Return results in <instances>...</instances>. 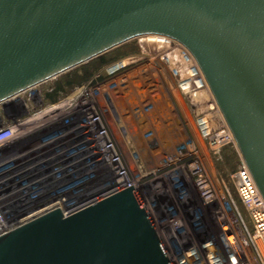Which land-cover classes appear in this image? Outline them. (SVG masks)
Returning <instances> with one entry per match:
<instances>
[{"label": "water", "instance_id": "obj_1", "mask_svg": "<svg viewBox=\"0 0 264 264\" xmlns=\"http://www.w3.org/2000/svg\"><path fill=\"white\" fill-rule=\"evenodd\" d=\"M197 63L264 201V0H0V103L137 37ZM0 264H172L134 187L0 234Z\"/></svg>", "mask_w": 264, "mask_h": 264}, {"label": "rangeland", "instance_id": "obj_2", "mask_svg": "<svg viewBox=\"0 0 264 264\" xmlns=\"http://www.w3.org/2000/svg\"><path fill=\"white\" fill-rule=\"evenodd\" d=\"M171 48L159 38H134L0 103V128L14 127L13 136L0 145V213L4 221L0 233L53 208L70 214L122 188V183H130L148 191V195L143 193L150 197L146 209L172 264H214L215 256L227 262L233 253L227 235L234 232L238 239H246L252 232L233 178L239 162L237 150L223 148L221 160L216 161L205 143L194 136L191 116L184 117L186 111L179 106L183 118L178 125L180 140L170 123L155 126L160 122L157 111L147 103L133 107L144 116L128 125L123 120L117 124L108 105L106 96L119 98L121 92L113 80L109 83L105 72L111 64L140 55L166 57L169 64L174 61ZM154 66L161 68V62L155 61ZM164 73L166 77L158 73L148 80L151 87H158L152 80L157 78L158 88L168 89L172 80L168 70ZM186 73L178 75L179 80ZM125 96L116 101L119 113ZM146 96L142 98L156 100L155 95ZM153 126L165 133V142L168 137L173 141L156 146L153 154H163L165 159L157 172L145 177L158 164L151 163L138 134ZM128 131L134 142H125ZM97 153L102 159L95 158ZM191 164H199L201 176L192 173Z\"/></svg>", "mask_w": 264, "mask_h": 264}, {"label": "built area", "instance_id": "obj_3", "mask_svg": "<svg viewBox=\"0 0 264 264\" xmlns=\"http://www.w3.org/2000/svg\"><path fill=\"white\" fill-rule=\"evenodd\" d=\"M162 37H165V36H162ZM168 39H170L173 42L172 46L178 50V53L180 54V56H182L183 60H185L186 63L188 62L187 65H184V66L187 67L190 74L187 75L180 82L178 81L175 83L173 82L174 87L171 88L170 90L169 89L165 90L163 88H158V87H153V89L148 88L150 89L148 91L149 93L145 92L143 96L145 97L148 94L153 95L156 92H160V94L156 93L155 95L156 100H154L153 98L150 99V98H140V97L138 98L137 97L136 99L138 100V103H136V105H139V104L142 105L144 103H147L145 105L150 106L151 109H154L153 111L156 110L157 111L156 114L158 115L157 117L158 121H160L157 124L160 126L166 123L167 124L170 123L169 125H171L176 130L174 135H178L177 139L180 140L181 136H179L180 132L178 130V125L181 122L180 119L182 118V115L178 111L180 108L178 109L177 107L178 106L181 107L179 104V101H180L179 97H181L182 102L189 110L187 117L191 116V120L193 121L195 130L198 133L197 135L199 138H201L200 141L205 143V148L207 149L209 154H212L213 157L217 158L219 156L220 151L223 148L233 147L236 150L234 140L229 131V128L194 58L188 52V50L184 46H182L180 43L176 42L175 40L171 38H168ZM129 58H132V57L122 58L114 62L113 64H111L106 69L105 72L110 78L109 82L110 81L112 82V80L117 76V74L119 75V73H125V72L129 73V70H132L135 68L137 63L131 62L120 68H117L116 74L114 71L112 73L109 72L110 67L120 63L123 60L129 59ZM160 60H161L160 61L161 67H162L166 64L167 58L165 57V59H160ZM184 66H178L177 68H174L175 70H171L167 68L165 65L164 69L168 70L169 75L172 78V80H175V77H176L175 75L178 73L177 70L182 69ZM151 71H155V69H151ZM155 74H158V72H156ZM157 89L158 91H156ZM131 90L132 89H129L128 93L135 94V92ZM153 91H156V92L151 93ZM197 97H198V100L201 101L199 102L198 105L200 104L203 105L204 103L209 104L208 106L207 104L204 105V108H202L201 111L199 112H197L196 108L193 106L194 105L193 103ZM203 97H206V100H203ZM152 99L154 102L152 101ZM145 107L146 106L140 107L141 112H142V109ZM143 116H144L143 114L139 115L138 118H143ZM184 117H186L185 114H184ZM206 117H211L215 121L216 126L213 128L214 131L210 132L209 130L210 125L206 122ZM13 134H14V127L12 126L0 128V145L4 143L5 141H7L8 139H10L13 136ZM189 168H191V171L193 174H196V175L198 174V176L199 175L201 176L202 170L199 167V164L198 166L197 164H193V165L191 164ZM233 178H234V183H235V188H236V193L238 195V198L240 202L243 204V206L245 207L248 213V216L250 218V221L252 224V232L250 235H248L246 239L239 238L240 240L238 239V234L234 232L231 233L230 235H227L226 241L228 242L229 245L232 246V249H233L232 256H230V258L227 260L226 263L223 262V260L219 258L218 256H215L214 264H264V255L262 252V249L264 250V201L260 193L258 192V189L251 177L249 170L247 169L244 162L241 160L240 156H239V162H238L237 169L235 173L233 174ZM2 221H3V218H2V214L0 213V223L1 224H2ZM14 227H12L11 229H13ZM11 229H8V230H11Z\"/></svg>", "mask_w": 264, "mask_h": 264}, {"label": "flooded vegetation", "instance_id": "obj_4", "mask_svg": "<svg viewBox=\"0 0 264 264\" xmlns=\"http://www.w3.org/2000/svg\"><path fill=\"white\" fill-rule=\"evenodd\" d=\"M161 40V39H160ZM152 57V56H151ZM148 58V57H147ZM147 58H144V59H147ZM150 59H152V60H156V59H154V58H150ZM160 59H162V58H159V61H160ZM157 61V60H156ZM140 63L141 62H139L138 64L140 65ZM172 63V62H171ZM119 64V63H118ZM117 65V64H116ZM139 65H137V66H135V68L134 69H132V70H129V73L128 72H125V73H119V75L117 74V76L113 79L114 80V82L116 83L117 81H118V79H120V81H119V83L118 84H116L117 86H119L118 87V89H119V91H121L120 93L118 92V96H120L119 98H116V97H113V95H110V94H108L109 96H106L107 97V99H108V105H109V107H110V109H111V113H112V116L115 118V121H116V123L118 124V123H122V120H123V122H124V124H129L130 122H132V121H135V120H137V121H139L140 120V118H138L139 117V115H138V113L136 112V110H133V109H135V108H133L134 106H137L136 105V103H135V101H136V98H133V97H140V98H142L143 97V95L145 94V92L146 93H149L148 91L150 90V89H148V88H152L151 87V84H150V82L149 81H151V78H153V77H155V76H153V75H156L155 73H144V72H140V73H136V72H133L134 70L136 71L138 68V66ZM154 65V64H153ZM115 66V65H114ZM113 67V66H112ZM111 68V67H110ZM109 68V69H110ZM154 68V67H153ZM136 73V74H135ZM160 74H161V76L162 77H166V75H162L163 73H161V72H159ZM115 74H116V72H115ZM126 74V75H125ZM129 75L132 77V80H131V82L129 81ZM153 76V77H152ZM157 76V75H156ZM120 77V78H119ZM179 78V77H178ZM167 79V78H166ZM149 80V81H148ZM153 80V82L155 83V84H157L156 86H158V87H160L159 85H158V83H157V78L156 79H152ZM109 83H111V82H109ZM108 83V84H109ZM139 83H144V86H142V87H139V86H141V85H139ZM107 84V85H108ZM150 84V85H149ZM155 84H153V85H155ZM124 85H126L125 87H124ZM134 85H136L135 87H134ZM138 85V86H137ZM169 87H168V89L170 90L171 89V85H172V82L171 81H169ZM102 86V85H101ZM105 88H106V86L105 85H103ZM133 86V87H132ZM129 89H132L131 91H134L135 92V94H129L128 93V91H129ZM104 90H106V89H104ZM126 95V96H125ZM153 95H156V93H154ZM122 96H125V98H126V101H124V104H123V106H124V109H123V112L122 113H119L118 112V109L116 108L117 107V104H116V101H119V100H122L123 101V98H122ZM195 99V98H194ZM180 100V99H179ZM194 105V107L196 108V106H195V101H194V103H193ZM139 105H141V104H139ZM180 109H181V111L182 112H184L185 113V111H186V113H185V116L187 117V114L189 113V110H188V108L184 105V103L183 104H181V107H179ZM197 112H199V111H197ZM129 117V118H128ZM141 123V122H140ZM155 126H159L158 124H155ZM142 131V130H141ZM145 132V133H144ZM142 131V133H140V134H138V138H139V143H140V145H141V147H142V149L143 150H146V155H147V157L150 159V161H151V163H153V164H158L156 167H155V170H152V171H150L149 173H146L145 172V177H147V176H150V175H153L155 172H157L161 167V164H160V161L161 162H163L164 161V156H163V154H159V155H154L153 154V152H156V146L158 145V144H161V147H163L162 145H164L163 143H167V141H169V137H168V139L166 140V142L163 140L164 138H163V134H165L163 131H156L155 130V127L153 126V128H152V130H151V127H147V130L146 131ZM198 133L194 130V136H196V137H198V135H197ZM125 136H124V138H125V142H127V143H131V142H134L131 138V133L128 131V132H126L125 134H124ZM136 135H137V133H136ZM157 135V136H156ZM199 138V137H198ZM201 139V138H200ZM171 140V139H170ZM173 140H171L170 142H172ZM96 142H98L97 140H96ZM201 142V141H200ZM96 147H99V146H96ZM178 147V146H177ZM163 149V148H162ZM177 149V148H176ZM99 151H101V149H99ZM104 151V150H103ZM129 152H130V149L128 150ZM222 151V150H221ZM96 154V153H95ZM203 154V153H202ZM220 156H222L220 153H219V156L217 157V158H215L216 159V161H219V160H221V158H220ZM95 157V156H94ZM100 154L99 153H97V155H96V157L95 158H97V159H100ZM170 157V156H169ZM174 158H176V156L174 157H172V160H174ZM101 159H102V157H101ZM171 160V161H172ZM179 160H177V162H178ZM176 162V163H177ZM113 164V163H112ZM143 166V165H142ZM179 167V166H178ZM142 170H143V167H142ZM141 170V172L140 173H144L143 171ZM178 168L177 167H175V171H177L178 172ZM118 185H120V184H118ZM134 187V189H135V192H136V194H137V196H138V198H139V200H140V202L142 203V205H143V207L145 208V211H146V213H147V216H148V218H149V220H150V222H151V224H152V226H153V223H152V221H151V219H150V217H149V213H148V211H147V209H146V195H145V197H144V194H147L148 195V191L147 190H143V189H138L137 187H135L134 185H132V184H130V183H122V188H120V189H117V190H115V191H119V190H122V189H124V188H126V187ZM198 189H200L199 187H198ZM142 190H143V192H142ZM114 191V192H115ZM144 193V194H143ZM143 194V195H142ZM147 199H150V197H148ZM156 231V230H155Z\"/></svg>", "mask_w": 264, "mask_h": 264}, {"label": "bare ground", "instance_id": "obj_5", "mask_svg": "<svg viewBox=\"0 0 264 264\" xmlns=\"http://www.w3.org/2000/svg\"><path fill=\"white\" fill-rule=\"evenodd\" d=\"M146 37H151V38H153V39H157V38H159V39H161V40H163V41H165V43H167V44H169L170 46H172V44H173V42L170 40V39H168V38H166V37H162V36H158V35H145V36H141V37H139L138 39H140V38H146ZM171 53L173 54V58H174V61H175V63L177 62V64L175 65V66H184V65H187V63L185 62V60H183V58H182V56H180V54L178 53V50L177 49H175L173 46H172V48H171ZM140 57H141V55L140 56H135V57H132V58H129V59H126V60H123V61H121L119 64H117V65H115V66H113V67H111L110 69H109V72L110 73H112L110 70L112 69V68H114V67H116V66H118V65H123L124 63H126V64H128V63H131V62H133V61H136V63H138V61L139 62H141L140 63V65L139 64H137V65H139L137 68V70L135 71H133V72H136V73H140V72H144V73H156V72H161V73H163L162 75L164 76L165 75V73H164V67L162 66L159 70H157V67L156 66H154L155 65V61L156 60H152V59H150V58H147V59H140ZM141 58H144L143 56L141 57ZM158 58V57H157ZM156 58V59H157ZM159 59V58H158ZM157 61H159V60H157ZM161 61V60H160ZM159 61V62H160ZM174 61H169V62H172V63H169V64H167V62H166V67L167 68H169V69H171V70H174L173 69V65L175 64L174 63ZM154 64V65H153ZM172 64V65H171ZM179 64V65H178ZM136 65V66H137ZM163 65V64H162ZM164 65V66H165ZM170 65V66H169ZM154 67V68H153ZM176 67V68H177ZM151 69H155V71H151ZM188 69L186 68V66H184L182 69H180V70H177V74L175 75L176 77H175V80H172V78H171V80H172V85L170 86L171 88H173V82L175 83V82H180L182 79H184L187 75H189L190 73L187 71ZM117 71V68L114 70V72H116ZM183 71H185V72H187L180 80H179V78L177 77L178 75H181V73L183 74ZM135 73V74H136ZM120 78V77H119ZM129 81L131 82V80H132V77L129 75ZM114 81V80H113ZM119 81H120V79H118V81L115 83V84H118L119 83ZM111 84V83H110ZM110 84H108L107 85V87L110 85ZM109 89V88H108ZM11 99H13V97L12 98H10V99H7V100H5L4 102H2V103H6V102H8L9 100H11ZM203 100H206V97H203ZM199 102H201L200 100H198V97L195 99V106H196V110L197 111H201V109L202 108H204V105H206L207 104V106L209 105L208 103H204L203 105L202 104H200V105H198L199 104ZM206 122L210 125V128H209V130H210V132L211 131H214L213 130V128L216 126L215 124V121L211 118V117H206ZM262 252H263V255H264V250L262 249Z\"/></svg>", "mask_w": 264, "mask_h": 264}]
</instances>
